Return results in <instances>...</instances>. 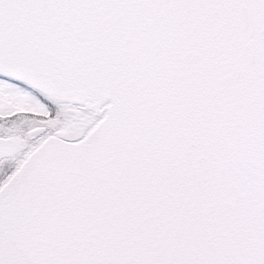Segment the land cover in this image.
<instances>
[{
  "label": "snow or ice",
  "instance_id": "obj_1",
  "mask_svg": "<svg viewBox=\"0 0 264 264\" xmlns=\"http://www.w3.org/2000/svg\"><path fill=\"white\" fill-rule=\"evenodd\" d=\"M0 264H264V0H0Z\"/></svg>",
  "mask_w": 264,
  "mask_h": 264
}]
</instances>
